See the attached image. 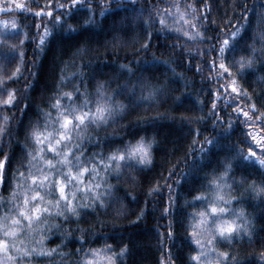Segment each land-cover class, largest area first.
I'll return each mask as SVG.
<instances>
[{
  "label": "trees",
  "instance_id": "obj_1",
  "mask_svg": "<svg viewBox=\"0 0 264 264\" xmlns=\"http://www.w3.org/2000/svg\"><path fill=\"white\" fill-rule=\"evenodd\" d=\"M20 2L24 9L0 10V30L17 45L12 49L0 43L4 55L0 91L5 98L9 89L14 90L16 97L14 106L0 105V123L7 133L0 135V147L11 156L0 180V214L16 203L14 199L9 202L13 170L28 171V149L34 145L27 132L38 121L42 126L41 109L48 110L49 100L58 90L78 86L94 99L97 84L104 82V91L115 92L114 100L126 105L106 126L89 125L81 138L74 133L85 161L95 164L94 154L103 153L99 157L103 160L114 148L140 135L154 141L150 164L122 167L119 174L112 171L106 175L104 182L112 188L104 207L82 208L78 216L48 214L40 221L42 229L25 231L22 239L29 245L36 244L39 249L38 238L43 235L42 246L55 249L52 255L34 254L27 264H83L85 249L104 244H111L115 253L126 246L116 264H161L162 259L167 264L169 258L172 264H196L190 255L198 249L188 239L186 225L189 214L205 204L193 197L197 192L213 194L208 182L224 170L225 163H231L232 169L222 191L227 199L233 198L232 209L243 212L249 231L221 240L218 246L229 253L226 264H264V194L258 195L252 188L264 182V167L255 158L238 155L247 154L250 147L257 156L264 154L256 143H264L260 140L264 135V52L259 37L252 40L264 0H105L103 5L100 0H77L42 48H37L39 33L45 25L53 27L54 15L63 11L56 9V4L67 5L68 0H52L50 5L47 0ZM90 2L92 11L88 10ZM193 4L194 9L189 7ZM45 6L52 7L54 15L45 12L36 17L35 9ZM241 8L249 11V24L236 50L227 53L224 62L231 70L229 75L219 67L214 49L221 35L241 27L236 23L245 19L239 15ZM158 12L166 14L164 31L160 30ZM90 17L91 21L84 23ZM152 17L156 23L151 22ZM3 21H12L16 27ZM145 21H149L147 25ZM68 25L73 29L66 30ZM149 38L145 51L143 44ZM250 44L257 49L252 67L241 68L236 61L242 56L247 59ZM153 57L157 59L153 61ZM122 64L132 72L121 68ZM233 77L239 92L228 87ZM150 88H156V95L143 98ZM250 104L256 108L251 109ZM237 107L249 116L237 112ZM205 140L213 142L205 146ZM84 179L91 182L87 174ZM46 198L55 199V193ZM75 199L85 203L81 193ZM9 254L16 255L11 247Z\"/></svg>",
  "mask_w": 264,
  "mask_h": 264
},
{
  "label": "snow or ice",
  "instance_id": "obj_2",
  "mask_svg": "<svg viewBox=\"0 0 264 264\" xmlns=\"http://www.w3.org/2000/svg\"><path fill=\"white\" fill-rule=\"evenodd\" d=\"M105 0H100L103 5ZM52 0H47V5H50ZM77 4V0H68L67 5L57 3L56 9H61L62 15H54L52 7H38L35 9V15L41 18L46 12L49 16L54 15L55 24L52 28L44 26V31L39 33V42L37 48H42L44 43L49 38L57 24H63L65 17L69 15L74 6ZM205 4H201L204 7ZM190 8L194 9L196 6L190 5ZM24 9L25 5L20 0H9L4 3L0 0V10ZM89 11H92L91 2L89 3ZM105 11V8H101V13ZM160 30L164 31L167 28L166 20L163 18L166 14L158 12ZM181 16L184 13L180 14ZM239 15L245 19L237 21L240 24V28L231 30L224 33L218 39L214 51L216 52V58L220 60L219 67L221 69H227L225 59L227 53L236 50V45L239 39L243 37V32L247 30L249 24L250 13L246 8H241ZM15 20V17L12 18ZM89 20L84 23H89ZM194 19V18H193ZM256 25L253 28V42L259 37V43L261 45V51L264 52V11H260L256 16ZM149 21H145L147 25ZM152 23H156V17L151 18ZM2 23L10 25L15 28V23L12 21H3ZM40 22L37 20V28H39ZM195 28V24L192 25ZM73 26L68 25L66 30H72ZM185 36H188L187 31L184 32ZM199 35V33H196ZM151 33H149V37ZM22 44L23 41H18ZM151 40L146 39L143 44V49L146 51L150 46ZM10 48L16 49L17 45H9ZM250 55L247 59L243 56L236 62L241 65V68L245 66L251 68L256 47L251 44L248 45ZM21 57L23 53H20ZM157 58L153 57V61ZM211 63V62H210ZM20 65L17 64V69ZM121 68L127 69L132 72V69L122 64ZM228 74H231V70L227 69ZM12 75H17V71H13ZM73 75V74H70ZM63 79V77H61ZM233 82L228 85L233 92H239L235 83V77L232 78ZM147 84V81H145ZM145 85L142 84L143 88ZM27 87V84L25 85ZM59 88V85L57 86ZM119 88L117 89V92ZM130 91L134 92V89ZM115 92L104 91V82H99L94 90V99L90 97V94L81 92L79 87H75L69 91H59L50 98L48 104V110L41 109V115L43 117L42 126L40 122H36L32 125L27 132L28 137L31 139L34 147L28 149V171L25 173L19 168L13 170V187L12 193L9 196V202L14 199L16 203L11 205L7 213L0 214V253H3L7 260L0 258V264H7V261H11V264H27V259L42 255H52L55 249H45L42 246L44 240L43 235H39V242L41 246L37 249L36 244H31L24 241L22 238L25 235V231L28 233L36 232L42 229L44 226L40 224V221L45 215L55 214L58 216H64L65 213L72 216H78L82 208H93L99 205L105 206L106 198L110 195L112 186L105 183L106 175L112 171L117 172L122 167L137 168L143 167L151 163V145L153 140L146 139L144 135H140L134 139H130L124 142L123 147L114 148L107 153L105 158L101 160L99 157L103 155L94 154L92 159L95 160V164L89 163L83 159V155L80 152L81 144H77L74 139V133L76 138H81V133L89 125H95L97 127L101 125H107L114 119L118 112L126 110V105L119 100H114ZM247 95V91L245 90ZM156 95V88H150V90L144 93L143 98H153ZM16 97L14 90L9 89L7 96L0 99V105H13ZM215 107V105H214ZM251 109H255V104H250ZM237 112H243L245 117L249 116L248 111H244L240 107L235 109ZM54 113V115H53ZM8 116H4L3 120L7 121ZM215 123V122H214ZM6 129L3 123H0V135H4ZM90 136V133H88ZM255 141V136L252 137ZM260 140L264 141V135H261ZM213 141L205 140V146L211 144ZM195 140H193V144ZM259 147L264 149V143H260ZM204 151V149H200ZM0 180H3L6 172V161L10 163L11 156L9 153L4 152L3 147H0ZM75 153V156L71 154ZM243 155L244 159L251 160L256 159V162L264 167V154L257 156L253 148L248 149L247 154L238 153ZM102 168L101 170H98ZM224 170L219 173L218 176L213 177L208 182V187L213 189V194L208 195L207 192H197L193 197V201H199L205 204L199 211L193 210L189 214V224L186 225L188 229V239L191 243L195 244L197 251L190 255V259L196 261V264H204L205 254L211 252H217L215 264H221V258H226L228 252H220L212 245L218 238L220 240L234 239L237 234L247 233L249 231L247 221L237 223V215L243 216V212L239 209L234 210L237 215H233V210H230L224 205L230 203L233 199L229 197L225 200L221 194L225 188V181L232 169L231 163H225L223 165ZM88 175L91 182H86L84 177ZM155 187V185L153 186ZM253 191L256 194H264V182L261 185H252ZM153 189H149L151 192ZM55 193V199H48L46 197ZM81 193V199L85 203L81 204L75 199L76 195ZM2 199V198H0ZM88 201H91L90 203ZM15 209L13 211L12 209ZM164 212H168V207L164 208ZM231 216V219L228 217ZM139 219V216L137 217ZM46 223V222H45ZM35 226V227H34ZM207 233V239L205 234ZM168 235L171 236V228H169ZM82 240L83 237H80ZM9 240L13 243H9ZM20 240V243H16ZM202 240L204 242L202 243ZM24 246L21 247L20 244ZM207 245V247H206ZM15 250L16 255L9 254V248ZM125 247L119 249V253L112 251L111 244L101 245L100 248L85 249L86 257L83 264H116V260L123 256L125 253ZM161 264H166L162 259ZM167 264H172L171 259L167 261ZM209 264H212L209 259Z\"/></svg>",
  "mask_w": 264,
  "mask_h": 264
},
{
  "label": "rangeland",
  "instance_id": "obj_3",
  "mask_svg": "<svg viewBox=\"0 0 264 264\" xmlns=\"http://www.w3.org/2000/svg\"><path fill=\"white\" fill-rule=\"evenodd\" d=\"M3 1H8L9 0H3ZM0 43L1 45H4V43L6 45H13L15 44V40L12 36H9V35H4V32H2V30H0ZM4 55L0 53V61L3 59ZM2 79V75L0 74V80ZM0 99H3V94L2 92L0 91ZM221 194L224 196L225 200H228L227 199V196L225 194L224 191L221 192ZM225 207H228L230 210H233L232 209V206H231V203H226L224 205ZM233 215H237V213L233 210ZM229 219H231V216L228 217ZM243 221H246L245 219H243V217L237 215V223H241ZM205 239H207V233L205 234ZM221 241L220 239H216L215 240V243L214 245H212V247H214L215 249H217L218 251L220 252H223L220 247L218 246V242ZM204 242V240H202V243ZM207 247V245H206ZM216 257H217V252H211L210 254H205L204 256V264H209V259H211L212 261V264H215V260H216ZM0 258H3L5 260H7L6 256L5 255H2V253H0ZM226 258H221V264H226ZM7 264H11V261H7Z\"/></svg>",
  "mask_w": 264,
  "mask_h": 264
}]
</instances>
